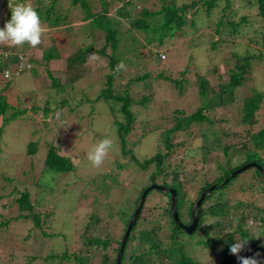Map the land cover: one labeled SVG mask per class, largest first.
I'll return each mask as SVG.
<instances>
[{
	"label": "rangeland",
	"instance_id": "obj_1",
	"mask_svg": "<svg viewBox=\"0 0 264 264\" xmlns=\"http://www.w3.org/2000/svg\"><path fill=\"white\" fill-rule=\"evenodd\" d=\"M48 2V0H44L42 3L47 4ZM181 2L182 0H178V3ZM61 4L63 8L67 6L65 0H61ZM140 5L141 3H139L137 12L141 14L145 11L140 8ZM91 6L94 10L99 9L95 2ZM158 6V4H155L153 7L147 6L144 8L153 10L158 8ZM203 7L205 8V6ZM241 12L244 13V11ZM108 13L109 16L112 15L114 21L120 18V16L115 14L114 8L110 7ZM211 15L216 14L213 12ZM85 22L87 20H83L82 13L78 14L76 9H74L69 24L65 26L66 29H55L50 34L53 40L48 34L44 35L42 44L36 48L27 47L24 51L25 54H30L34 59H40L42 52L46 51L48 47L49 52L52 53L50 56L53 59L43 57L40 61V66L48 63L49 71L55 77L52 80H58L60 83L65 82L68 78L67 76L73 73L64 69L63 59L69 54H73V57H75V52L79 45H82V48L89 45L93 51L90 49L85 53L88 63L93 66L96 64L97 68L102 67L106 64V59L98 57L94 50L104 45L105 33L101 30H91L89 31V40L82 42V38L79 35L85 33ZM196 22L197 27H189L188 31H186V27L184 30H179L172 39L168 38L170 40L169 42L166 41L168 46L163 48L153 46L155 51H157V55L146 62L145 70L150 71L154 79L148 84L143 82V84L130 86V94L133 99L130 110L132 111L133 122L125 136L129 148L132 147L135 156L141 160L145 155H154L156 151L162 154L169 151V155L163 163L162 172L157 173L155 183L163 184L166 182L171 184L177 178V181L181 184L178 195L179 197L181 195L184 196V201H186L185 205L180 208L181 201L178 209L181 212L180 218L183 223L189 222L188 204L194 200L200 188L205 186L206 182L210 183L221 173L218 164L223 166L224 161L231 158L233 160L231 164L234 162L232 164V171H234L245 164L256 163L254 160L247 159L250 155L248 151H245L244 143L250 149H254L250 135L260 129H264L263 106H260L256 111L257 120L255 122L247 123L242 121V100L251 94V91H248L247 88L254 84L257 89L264 91V58H256L252 61L247 83L236 89L233 98L227 103H222L220 107L206 110V113L215 120L210 127L203 124L195 126L194 124L190 129L176 132L172 137V143L175 145L170 150L166 149L163 144L158 147L152 146V143L162 133L161 131L172 127L178 117L186 116L201 104L203 99L199 96L198 76L206 77L209 80L210 87L219 92L221 89L219 83L228 80L229 69L233 68L236 60V57L234 58L230 53L234 52L237 54L239 52L242 55L243 47L249 46L251 49L257 47L253 41L254 33L251 27L248 31L243 32L240 38L228 35L230 39H227L230 42L229 45H226L227 49L220 47L210 50L208 42L206 46L200 45L198 49L192 51L190 53L192 56L189 55L190 58L188 56L189 50L185 49L184 45L188 44L192 38V31H194L193 35L197 36L198 39L201 34L206 40L211 35L215 39L218 36L214 32V24H211L208 19L203 21L196 19ZM254 22L255 25L253 26L264 25V21L255 20ZM43 25L46 24L43 23ZM116 25L122 37L123 33H127V28L132 27L129 21L117 22ZM231 41H240V44H234ZM202 47H205V49ZM11 49L13 52L21 51V47L10 46ZM141 50L145 51L143 48ZM202 51L205 52L202 53ZM105 52L108 54L111 51L106 48ZM141 55L139 54L136 58L142 60L143 57ZM194 55L197 57L202 55V62L199 65H195L191 61L192 58H197ZM58 60L60 64L56 62ZM193 61L195 62V60ZM136 64L137 62L129 66L126 65L123 70L126 77L136 71L139 67ZM90 65L88 67L85 61H82L80 66L85 68V70H81V72L89 75L91 73L90 69H92ZM80 66L79 64L77 65L79 70ZM140 67L142 66L140 65ZM38 69L29 68L24 73L13 77L10 83V88L13 90L9 92L11 95H8V99L13 103L17 101L16 103H19L22 108L26 106L25 108L29 112L40 104L38 102L40 98L39 100H34L37 95L34 94L32 96L33 91H37L39 88L36 84L37 81L38 83L41 81L40 89L44 90V80L39 76ZM161 70H164L162 73L166 79L155 78V75ZM43 77L47 78L45 75ZM90 77L87 78L85 83L81 84L83 88L78 93L79 96L74 99L70 98L68 105L63 107L65 111L63 119H59L58 115H56L57 111L50 113L48 115L49 122L42 129L37 123L41 119L43 121L40 111L36 112L35 118L37 121L30 118L28 112H23L16 119L11 120L4 128V133L1 137L3 140L1 143L3 147L1 155L2 158H9L4 165V169H8L11 176L15 177V173L18 175L17 167L20 172L21 169H28L29 166L32 165L33 167L34 164L36 171L34 173L31 171L30 181L19 175L16 186L18 187L19 185L18 189H21V187L25 188L28 182V189L31 188V192H34L36 185L33 180L37 182L38 179H41V189L38 190V193L42 201L38 205L36 212L40 213V215H44L45 212L50 214L44 218L46 219L45 221L41 220V228L35 226V223L30 218H12L7 229H3L0 232L2 234L0 236V252L4 255L0 264H59L58 260L55 259L54 261L55 257L53 256L58 254V252L65 250L68 253L86 252L85 249L87 248L90 249V254L92 255L87 261L88 264L100 263L102 261L101 253L103 252H105L106 256L108 254L113 257L117 253V250H114V247L116 248L117 246L116 243L113 242L106 247L100 244L88 245L84 240L88 236L86 229L89 228V232H94V235L98 237L120 235L123 220L129 216V213L134 212L140 195L148 187L151 189L144 200L140 213L141 217L144 218L140 221L144 219L151 226L153 221H161L163 224L161 237L169 241L170 229L164 226L168 220L165 213V209L168 207V194L152 188V183L148 179L149 174L156 169L155 162L143 169L134 164L129 153L121 154V144H119L117 125L114 119L125 121V114L120 110L122 101H116L114 106H112L113 110L109 104L102 100H97L92 104L86 101L88 98H94L98 92L97 74ZM173 79L183 80L181 88L175 85ZM121 80L122 78H118V80L115 78L118 88L121 85L120 83L124 84V81ZM49 83L48 80L47 84ZM53 87L57 89L56 85ZM50 88L52 92H55L54 88ZM68 91H71L72 95L75 92L72 87L68 88ZM209 95H212L211 91H209ZM63 96H65L64 93L62 94ZM143 96L147 97L145 102H143ZM69 107L78 109L70 111ZM32 113L35 112L32 111ZM50 115L52 116L50 117ZM95 131L101 133L94 135ZM44 137H49L48 144L56 146L57 153L61 152V154L70 158L72 164H74L72 171L55 173L47 169L44 172L46 168L45 158L41 156L39 159H34L31 153L36 143L46 141ZM103 138H110L114 143V147L105 162L99 168H96L87 159V153L94 144ZM133 141L139 142L136 147H133ZM227 145H230V148L227 153H224V148ZM256 150L259 151V149ZM38 152H40L39 147L37 154ZM261 155L264 158L263 150H261ZM115 158L120 162L116 161L117 159ZM250 167L242 171V173L240 172L238 177L228 187L218 192L226 195L225 198L229 204L241 202L237 207V210H239L238 217L244 215L240 225L248 230L249 237H242L241 232H239L240 228L231 231L232 225L236 220H232L227 225L225 219L220 217L222 216L221 214L214 216L203 213L199 227L195 228L196 230L193 234L190 235L184 231L179 232L176 244L182 249L183 252L181 254L192 258L200 264H240L237 256L229 251L230 245L239 240L246 241L248 244H245L244 249L240 253L246 252L244 256L255 258L258 264H264V220H262L264 219V193L260 190L259 179L253 175V167L255 166ZM37 170L42 173L40 177ZM2 171L0 168V173ZM174 171H176L177 176H175ZM24 176H28V174L25 173ZM54 179L57 180L53 181ZM31 182L32 184L30 185ZM207 188L204 187L201 193ZM20 192L17 190L16 196L13 198L11 196L0 198V213L2 215L7 217L18 216L20 212L18 204L16 202L9 204V202L14 198L16 199ZM218 193L216 194L219 195ZM215 198V196H212L211 199L205 201L203 207L208 206ZM32 199L33 201L35 200L34 198ZM136 201L137 204L134 205ZM131 204L134 206L132 207ZM24 213H27V211ZM93 213L98 215L96 223H94V219L91 222L92 218L90 215ZM231 219H234V217ZM146 222H140L138 228L146 225ZM89 223L91 225L86 227ZM228 233L232 234V238H228ZM252 240H254V243L251 247L249 243L251 244ZM127 247L132 249L130 243L127 244ZM140 252L142 250L139 247L137 253ZM178 253L179 251L176 250L175 254L177 255ZM145 259L146 264H170L167 262L164 252L147 256ZM61 264H75V261L74 259H62ZM171 264H175V262Z\"/></svg>",
	"mask_w": 264,
	"mask_h": 264
},
{
	"label": "trees",
	"instance_id": "obj_2",
	"mask_svg": "<svg viewBox=\"0 0 264 264\" xmlns=\"http://www.w3.org/2000/svg\"><path fill=\"white\" fill-rule=\"evenodd\" d=\"M43 1L44 0H0V28H3L5 22L7 20H10L11 18V8L9 7V5L14 6L16 3L26 2L30 3L35 8V10L40 15L42 23L46 24L44 26L47 30L44 35L48 34L52 39L53 37L50 34H52L55 29H66L65 26L69 24L71 14L72 12H74V9H76V12L78 14L82 13L83 20H87V22L84 23L85 33L79 35V37L82 38V42L85 40H89V31L91 30H101L103 33H105L104 45L98 49L95 48L94 52L96 55H98V57H104L106 59V64L100 68H97L96 64L94 66L92 64L90 65L85 57V53H87L92 48L89 45H86V47L84 48H82V45H79L75 52V57H73V54H69L64 58L65 60L63 59L64 69L72 71L73 73L67 76L68 78L65 82L60 83L57 79H55L57 81L52 80V78L55 77H53L51 71H49L48 63L40 66L39 60H41L42 58L38 60L33 59L32 57H27L28 59H25L27 55H25L24 51L27 47H29L28 44L23 45L21 47V51H18L25 55L23 56V60H19V57L16 55L8 54L7 51H13L12 49L10 50V46L0 45V168L1 170H3L2 173H0V198H3L4 196H11L13 198L16 196L17 190L21 191L16 199L14 198L13 200H11V202H9V204H13V202H16L18 204L20 211L18 216L7 217L6 215H2L0 213V232H2L3 229H7L12 218L18 219V217H23L25 219L30 218L35 223V226L41 228V220L45 221L46 219L44 218L50 214L49 212H45L44 215H40V213L36 212L38 205L42 201L39 198L40 195L38 193V190L41 189V179H38V183L36 182V180H33V183H35L36 185L34 192H31V188L28 189V182L26 183L25 188L21 187L22 190L18 189L19 185L18 187L16 186L19 180V175L25 177L26 180L30 181L31 171L33 173L36 171V169L34 168V164L33 167L31 165L28 169H21L20 172L19 168L17 167L18 175H16L15 173V177L11 176L8 169H4V165L7 160H9V158H2L1 152L3 151V147L1 143L3 140L1 139V137L4 133L5 126L11 120L16 119V117L20 116L23 112H28L30 118L37 121L35 118L36 112L40 111V116L43 118V121L41 119L37 123L40 128L44 129L49 122L48 115L57 111L56 115H58L59 119H63L65 114L63 107H65V105H68L70 98L74 99L79 96L78 93L83 88L81 87V84L85 83V81H87V78H91L90 76L93 77L97 74L98 92L96 93L94 98H88L89 100L86 99V101L91 102L92 104L97 100H102L103 102L109 104L112 110L114 109L112 106H114V103L116 101H122L120 110L125 114V121L114 119L117 125L116 130L117 136L119 138V144H121V154L129 153L134 164L136 166H140L143 169H146L150 164L155 162L156 169L151 172L148 177V179H150V182L154 183L156 182L157 173H161L163 170V163L166 157L169 155V151H166L164 154L154 151V155H145L141 160L139 157L135 156L134 149H132V147L129 148L127 139L125 138L126 133L130 130V126L133 122V115L132 111L130 110V105L133 100L132 95L130 94V86H135L140 83L143 84V82L148 84V82L154 79L150 71H148L147 69L145 70L146 62L152 60V58L157 55V51H155L154 47L163 48L165 46H168L166 41L169 42V39H172L179 30H184V28L187 27L186 31H188L189 27H197L196 19L198 21L208 19L211 24H214V32L217 33L218 36L215 39V37L211 35L210 38L206 40L201 34L199 40L197 36L193 35L194 31H192V38L190 39L188 44L184 45V48L189 50L188 56H192V54L190 53L195 49H198V46H206L208 42L210 44V50L220 47L226 48V45H229L230 42L228 41V39H230V36L228 37V35L240 38L242 33L248 31L251 27L254 33L253 41L257 45V47L252 49L249 46L243 47L242 55L239 52H237V54L234 52L230 53L234 58L236 57V60L234 61L233 68L229 69L228 80L219 83V86L221 88L219 92H216L210 87L209 80L206 77L201 75L197 77L199 96H201V98L203 99L201 104L193 112L187 114L186 116L178 117L176 119V123L172 127L161 131L162 133H160L154 143H152V146L156 147L163 144L168 150L173 148V146L175 145L174 143H172V137L176 132L180 130L185 131L188 128L190 129L194 124L195 126L203 124L204 126L210 127L215 120H213L212 117L206 113V110L213 107H220L222 103L229 102L233 98V94L236 89L240 86H244L247 83L248 73L250 72L253 63L252 61L256 58H264V25H260L259 27L253 26L255 25V20L261 22L264 21V0H182L181 3H178V0H65L67 3V6L65 8H63V5L61 4V0H48L49 2L47 4L42 3ZM94 2L96 3V6L98 5V10L92 9L93 7L91 5ZM139 3H141L140 8H143L145 11L141 14L137 12V10L139 9ZM153 3L158 4V8H154L153 10L144 8L147 6L153 7L155 5H153ZM203 6H205V8ZM110 7L114 8L115 14L120 16L117 21H114L112 19V15L109 16L108 11ZM241 11H244V13H242ZM213 12L216 15H211ZM126 21H129L132 27H128L127 33H123L124 35L122 37L116 23ZM231 42L234 44H240V41ZM106 48H109L111 52L107 54L105 52ZM142 48L145 51H142ZM202 48L205 49V47ZM203 52L205 51H202V53ZM139 54H142V60L136 58L139 56ZM50 55H52V53L48 50L45 58L53 59ZM201 56L202 55H199L197 57L194 55V57L197 58H192L191 61L195 65H199L202 62ZM193 60H195V62ZM82 61H85L86 66L89 67L90 65V68H92L90 69L91 73L89 75L83 74V72H81V70H85V68L80 66V63H82ZM56 62L60 64L59 60ZM120 62L124 63L125 68L126 65L129 66L136 62V65H139V67L136 69V71L131 73L132 75L130 74L129 77H126L123 71L124 69L117 70V66ZM78 64L81 67L80 70L77 67ZM26 65L29 66L28 69L39 68L37 72L39 73V76L43 78V86L46 88L42 90L38 86V90L33 91L32 96L34 94L37 95V98H35L34 100H39L40 98V101H38L40 102V104H38L39 106L35 107L34 110H31V112H29V110L25 108L26 106L22 108L19 103H16L17 101L13 103L8 99V95H11L9 94V92L13 90L10 88L11 79L17 75L24 73L27 69ZM140 65L143 67V70ZM18 66L20 67V69L22 68L21 71L20 69L18 71L17 69H15L18 68ZM5 70L11 71H9L10 75L7 78H5L3 75ZM40 70H42V72H40ZM163 71L164 70L159 71L157 75H155V78L166 79V77L162 73ZM44 75L47 76V78H44ZM115 78L117 80L118 78H122V80L124 81L123 85L122 83H120V90L116 85ZM47 80H49L50 82L48 86ZM182 81L183 80L181 79H173V82L179 88H181L182 86ZM54 85L57 86V89L53 87ZM50 87L54 88L55 92H52ZM70 87H72V89H74L76 92H74V96L72 95L71 91H68V88ZM247 90L251 91V94L244 97L242 100V121L253 123L257 120L255 114L256 111L260 108V106L264 107V91L257 89L254 84H251V87H248ZM209 91L212 92V95H209ZM63 93L65 96L62 97ZM146 100L147 97L143 96V102H145ZM75 109L78 108L69 107L70 111H73ZM32 111H34L35 113H32ZM52 115H50V117ZM98 133L101 132L95 131L94 135H98ZM250 137L254 149H250V147H247V144L244 143V146L246 148L245 151H248L250 155V157L247 159L256 161V163L259 164L264 170V158L261 155V150L264 151V129H260L258 132L250 135ZM44 138L46 141L36 143L35 147H33V151L31 150L34 159H39L41 156L45 158L46 168L44 172L47 169L55 173H66L72 171L74 168V164H72L70 158L67 155L61 154V152L57 153L56 146L49 145L50 143L48 144L49 137ZM138 143H136V141H133V147H136ZM179 145H181V143H179ZM38 147L40 149V152H38L37 154ZM229 148L230 145H227V147L224 148V153H227V150ZM256 149H259V151H257ZM116 161L119 160L117 159ZM232 161L233 160H231V158H228L226 161H224L223 166L221 164H218L221 173L218 174L215 179L210 181V183L206 182V185L200 188L194 200L188 204V221H190L191 219V209L200 196L202 189L216 183V186L214 188L206 192L200 204V217L198 225L201 221L203 213L212 214L214 216L216 214H221L222 216L220 217L225 219V223H227V225H229L232 220H236L232 225L231 231H235L240 228L239 232H241L242 237L245 238V236L249 237L248 230L240 225L241 221H243L244 219V215L238 217L239 210H237V207L239 204H241V202L239 201L233 204H229L226 201V195L223 193H218L225 187H228L240 174L238 173L235 176L230 177V173L233 170L232 164L234 163L233 162L231 164ZM253 168V175L259 179L258 183L260 185V190L264 193V179L261 178L260 171L255 167ZM37 172L38 176L40 177L42 173H40V170H37ZM23 173H27L28 176H24ZM174 174L175 176H177L176 171H174ZM56 180L57 179H54L53 181ZM31 184L32 182L30 183V185ZM163 185L175 189L177 198V215L181 220V212H179L178 210L179 205L182 201L180 205L181 208L186 203V201H184V196L181 195L179 197L178 195V191L181 189V184L179 183V181H177V178H175L173 180V183L168 184L164 182ZM166 193L169 197L168 207L165 209L168 220L165 222L164 226L170 229L169 241H166L161 237V230L163 229L162 222L159 220L153 221L151 226V224L149 222H146L144 219L140 221L142 218H144L141 217L140 212L135 223L129 231L128 237L121 253L119 264H146L145 257L152 256L161 252H164L167 258V262H169L170 264L172 262H175V264H200L192 258L181 254V252L183 251L176 244L178 240L177 238L179 237V232H183L184 230H182L177 225L172 215L170 209V193ZM216 193H218L219 195H217ZM31 194L33 195L31 196ZM212 196L216 197L215 200L208 204V206L203 207L205 201L211 199ZM32 198H34L36 201H33ZM134 205H136V203H134ZM134 205L131 204L132 207ZM25 211H27V213H24ZM130 215L131 213H129V216L125 218V220H123L121 229L122 232L120 233V235H106L104 237H98L97 235H94V232H89V228H87L86 233L88 234V236L87 238H84V240L86 241L85 243L88 245L100 244L101 246L106 247L114 242L117 245L116 248L114 247V250L118 251V247H120V244L122 242V238L128 225V221L131 218ZM90 217L92 218L91 222H93L94 219V223H96L98 215L93 213L92 215H90ZM232 217H234V219H231ZM140 222H146V225L143 224L144 226L138 228ZM89 225L91 224H87L86 227ZM1 235L2 234L0 233V236ZM229 237L232 238V234H229L228 238ZM128 243H130L132 249H128ZM253 243L254 240H252L251 242L252 245L249 243V246L252 247ZM139 247L143 253H137L139 251ZM85 250L86 252L79 251L77 253H68L66 250L58 252V254L53 255L55 257L54 261L56 259L59 261V264H61L62 259H74L75 264H86L88 259L91 258L92 255L90 254V249L87 248ZM176 250L179 251L177 255L175 254ZM245 253L246 252H243L239 255L246 257L244 256ZM3 256L4 255L0 252V263ZM101 256L102 261L98 264H115L116 255L110 257L108 254L106 256L105 252H103L101 253Z\"/></svg>",
	"mask_w": 264,
	"mask_h": 264
},
{
	"label": "clouds",
	"instance_id": "obj_3",
	"mask_svg": "<svg viewBox=\"0 0 264 264\" xmlns=\"http://www.w3.org/2000/svg\"><path fill=\"white\" fill-rule=\"evenodd\" d=\"M9 7L11 8V18L10 20H7L5 22L3 28H0V45H7L11 47H22L23 45L28 44L32 48H36L37 46L41 45L43 42L42 37L44 36L47 29L43 25L40 15L35 10V8L30 3H26V2L16 3L14 6L9 5ZM7 52L8 54H13V55L18 56L19 60L21 59L23 60V56L27 55V54L23 55L21 52H13V51H7ZM27 57L29 58L32 56L28 54L26 58L25 57L24 58L28 59ZM43 57H46V56H41L42 59ZM41 60H39V63ZM26 67H27L26 69L27 71L29 66L26 65ZM121 69H125V65L123 62H120L117 66V70H121ZM21 70L22 68L20 69V71ZM5 75L9 76L10 74L5 73ZM113 147H114V143L110 138H103L99 142L94 144L92 148L88 151L87 159L90 161L93 167L99 168L105 162V159L107 158V156L109 155ZM155 184H158V183H155ZM158 185H163V184H158ZM168 188H172V187H168ZM135 203L137 204V201ZM143 203H142L139 213L142 210ZM170 205H171V199H170ZM176 211H177V203H176ZM133 213H131L130 215L131 217ZM199 217H200V209H199ZM199 217H198V221H199ZM191 220H192V217L188 223H183L179 219V221L183 223L184 225H189L191 223ZM198 221L195 227L196 229L198 227ZM196 229H194L192 233H188V234L190 235L193 234ZM184 232L186 231L184 230ZM245 244H246V241L237 240L234 244L230 245V248H229L230 253L237 256V259L240 261V264H258V261L255 258L243 257L239 255V253L244 249Z\"/></svg>",
	"mask_w": 264,
	"mask_h": 264
},
{
	"label": "water",
	"instance_id": "obj_4",
	"mask_svg": "<svg viewBox=\"0 0 264 264\" xmlns=\"http://www.w3.org/2000/svg\"><path fill=\"white\" fill-rule=\"evenodd\" d=\"M250 166H255L260 171L261 176L264 179V170H263V168H261V166L258 165L255 162H252V163H249V164H245L242 167L232 171L230 177L235 176L236 174L244 171L245 169L249 168ZM215 186H216V184H212L207 189H205L202 193H200L199 198L197 199L195 205L191 209V217H192L191 223L189 225H184L183 223H181L179 221V218H178V215H177V211H176L177 199H176L175 190L173 188H168V187H166L164 185H158V184H155V183H152V185H151V187L154 188V189H157V190H160V191H163V192H167L168 191L170 193V199H171L170 209H171L172 215H173L176 223L178 224V226H180L182 229H184L187 233H192L193 230L195 229L196 225H197V221H198V217H199V207H200V204H201V202H202V200H203V198L205 196V193L208 190H211L212 188H214ZM150 189L151 188L148 187L140 195V198H139V201H138V205H137V207H136L131 219L128 222V225L126 227L125 233H124L123 238H122V242H121L120 247H119V249H118V251L116 253L115 264H119V262H120L121 253H122L123 247L125 245L126 239L128 237L129 231L132 228V226H133V224H134V222H135V220L137 218V215H138V213H139V211L141 209V206H142V203H143V201L145 199V196H146L147 192Z\"/></svg>",
	"mask_w": 264,
	"mask_h": 264
},
{
	"label": "crops",
	"instance_id": "obj_5",
	"mask_svg": "<svg viewBox=\"0 0 264 264\" xmlns=\"http://www.w3.org/2000/svg\"><path fill=\"white\" fill-rule=\"evenodd\" d=\"M46 53H48V47H47V50L46 51H43L42 52V54H41V56H45V54ZM48 81V80H47ZM40 83H41V81H40ZM40 83H38V81L36 82V84L40 87ZM42 84V83H41ZM47 85H49V84H47ZM43 88H45L44 86H43Z\"/></svg>",
	"mask_w": 264,
	"mask_h": 264
},
{
	"label": "built area",
	"instance_id": "obj_6",
	"mask_svg": "<svg viewBox=\"0 0 264 264\" xmlns=\"http://www.w3.org/2000/svg\"><path fill=\"white\" fill-rule=\"evenodd\" d=\"M15 69H17V71H18V70L20 69V67L15 68ZM9 71H10V70H5V71H4V74H3V75H4L5 78L8 77V76L5 75V73H9ZM15 71H16V70H15ZM17 71H16V72H17ZM10 72H11V71H10Z\"/></svg>",
	"mask_w": 264,
	"mask_h": 264
}]
</instances>
